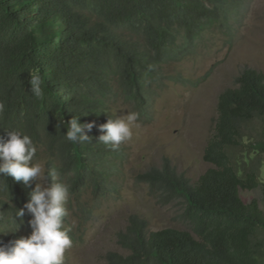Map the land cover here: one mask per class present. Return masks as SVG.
I'll return each mask as SVG.
<instances>
[{
    "label": "trees",
    "instance_id": "16d2710c",
    "mask_svg": "<svg viewBox=\"0 0 264 264\" xmlns=\"http://www.w3.org/2000/svg\"><path fill=\"white\" fill-rule=\"evenodd\" d=\"M243 1L0 0V102L5 105L0 138L15 128L29 134L38 146L37 159L45 158V176L56 168L70 185L68 214L74 207L88 215L90 209L79 201L84 192L91 191L97 201L119 193L122 148L113 150L98 140L99 126L115 119L112 104L120 99L146 111L163 67L192 56L208 31H232ZM35 68L43 79L40 99L28 83ZM216 109L202 157L212 167L195 183L167 160L138 177L167 201H182L189 231L151 232L147 221L132 215L117 233V244L127 254L110 253L109 264H264L259 238L264 213L255 201L245 204L239 196V190L261 182L254 168L242 166L250 155L241 153L240 159L233 154L243 146L242 124L264 118L263 74L242 71L235 87L219 94ZM72 116L93 124L91 131L77 134L91 141L65 139V123ZM254 149L264 151L259 145ZM3 179L9 195L7 189L0 193V240L6 242L31 233L26 209L22 218L13 216L19 231H9L15 226L14 209L28 201L34 183L25 187L11 177ZM45 181L49 186L50 179ZM68 214L64 225L74 243Z\"/></svg>",
    "mask_w": 264,
    "mask_h": 264
},
{
    "label": "rangeland",
    "instance_id": "374dc122",
    "mask_svg": "<svg viewBox=\"0 0 264 264\" xmlns=\"http://www.w3.org/2000/svg\"><path fill=\"white\" fill-rule=\"evenodd\" d=\"M232 27L229 33L208 31L192 56L165 65L146 111L120 99L112 104L114 117L138 112L139 127L132 129L131 140L120 145L124 157L118 168L117 197L97 201L87 191L79 201L90 209L88 215L78 214L74 207L69 212L76 239L64 253V264H109L110 253L126 255L117 244V233L125 229L132 215L147 221L151 232L166 228L189 231L182 201H167L138 177L161 168L167 160L176 173L193 184L212 167L202 157L214 132L219 94L235 87L245 69L264 76V0H244ZM242 133L243 146L233 154L240 159L241 153L250 155L248 165L242 166L254 168L261 184L252 190H239V196L245 204L255 201L264 213V151L254 149L256 145L264 147V118L242 124ZM39 160L45 162L44 156ZM43 186L47 187L46 181ZM259 238L264 245V236Z\"/></svg>",
    "mask_w": 264,
    "mask_h": 264
},
{
    "label": "clouds",
    "instance_id": "9594fccd",
    "mask_svg": "<svg viewBox=\"0 0 264 264\" xmlns=\"http://www.w3.org/2000/svg\"><path fill=\"white\" fill-rule=\"evenodd\" d=\"M29 76L31 93L37 99L42 98L43 79L39 69H32ZM4 108L5 105L0 102V114ZM139 115L133 111L115 119L109 118L99 126L102 133L98 137L99 142L117 150L122 142L132 139V129L139 127ZM65 124L64 136L68 142L92 140L89 135L77 136L82 130L91 131L92 123H78V116H72ZM37 152L36 141L21 128L8 130L6 138H0V193L7 189L6 194L9 195L3 177H11L15 182H22L25 187L34 183V188L28 193V201L22 208L14 209L11 220L15 226L9 231L13 234L19 231V225L13 216L22 218L26 209L31 216L28 221L31 233L27 237L6 242L0 240V264H64V253L73 245L68 234L71 229L64 225V218L68 214L66 204L70 185L62 182L61 173L56 168L50 169L46 177V162L37 159ZM46 179H50L51 183L44 187ZM8 201L9 199L5 202Z\"/></svg>",
    "mask_w": 264,
    "mask_h": 264
},
{
    "label": "bare ground",
    "instance_id": "6f19581e",
    "mask_svg": "<svg viewBox=\"0 0 264 264\" xmlns=\"http://www.w3.org/2000/svg\"><path fill=\"white\" fill-rule=\"evenodd\" d=\"M93 192V191H92Z\"/></svg>",
    "mask_w": 264,
    "mask_h": 264
}]
</instances>
